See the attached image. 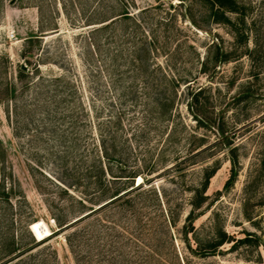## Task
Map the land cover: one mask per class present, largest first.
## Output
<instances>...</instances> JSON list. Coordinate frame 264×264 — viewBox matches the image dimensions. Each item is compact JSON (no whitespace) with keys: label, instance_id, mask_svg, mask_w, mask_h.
I'll list each match as a JSON object with an SVG mask.
<instances>
[{"label":"rangeland","instance_id":"1","mask_svg":"<svg viewBox=\"0 0 264 264\" xmlns=\"http://www.w3.org/2000/svg\"><path fill=\"white\" fill-rule=\"evenodd\" d=\"M72 2L0 0V76L20 86L25 39L39 33L41 20L54 23L47 28L56 25L60 30L42 39L48 62L41 64V72L59 73L57 61L84 73L86 43L79 34L89 26ZM136 2L138 7L153 6L151 34L161 47L156 61L183 79L173 118L159 142L162 147L171 133L166 159L159 160L158 172L135 177L142 191L51 235L61 228L54 214L74 219L83 210L77 201L83 182L76 181L85 169L91 128L81 127L74 140L38 111L23 116L24 127L16 131L13 110L8 112L0 100V181L7 178L13 189L9 210L16 219L14 231L20 236V219L26 218L30 233L23 235L25 240L34 237L41 246H52L61 264H76L66 240L76 228L99 235L96 264H264V0H236V10L228 11L225 20L208 0ZM186 79H194L189 87ZM201 142L211 145L208 151L165 170L176 154L184 157ZM130 152L141 157L136 144ZM206 168L215 173L194 206L192 198L201 189ZM192 211L196 232L188 233L184 226L189 227ZM216 221L237 237L254 234L259 244L232 248L227 243L216 255L201 256L196 237H210Z\"/></svg>","mask_w":264,"mask_h":264},{"label":"trees","instance_id":"2","mask_svg":"<svg viewBox=\"0 0 264 264\" xmlns=\"http://www.w3.org/2000/svg\"><path fill=\"white\" fill-rule=\"evenodd\" d=\"M8 1L14 4L19 0ZM72 1L73 10L89 26L88 31L79 34L86 43L84 73L74 70L72 64L69 68L57 61L54 63L60 67L59 73L41 72V64L48 62L45 52L47 43L43 44L42 39L44 35L60 32L56 25L47 28L54 23L45 24V20H41L39 33L25 39L22 56L26 64L18 69L20 86L0 76V100L8 105V112L10 108L13 110L16 131L24 127L21 124L23 116L38 111L53 120V126L58 130L67 132L69 136L71 134L70 138L74 140L81 127L91 128L90 147L84 156L85 169L76 181L83 182L80 190L82 196H77L83 210L74 219L54 214L55 222L61 228L51 235L68 230L122 198H130L134 192L143 190L142 183L135 185V177L145 175V171L158 172L159 160L166 159L173 141L171 133L164 139L162 147L159 142L173 118L183 80L171 76L156 61L155 53L161 47L158 46L157 36L151 34L150 12L153 6L138 7L136 0ZM208 1L217 6V13L224 20L227 19L226 13L236 10L237 6L236 0ZM49 29L52 31L47 32ZM36 49L38 51L35 53ZM32 62L34 67L31 69L29 66ZM186 80L189 83L194 79ZM203 90L201 88L195 95ZM134 144L140 150L141 157H134L130 152ZM210 146L201 142L184 157L176 154L174 163L165 166V170L175 169L184 160L205 153ZM3 158L0 153L1 163L4 162ZM207 169L200 183L201 189H195L192 198L194 206H198L204 198L202 192L207 191L215 173V170ZM148 180L144 176V181ZM70 185L76 188L75 183ZM12 193L7 178L1 179L0 264H61L52 246H41L42 242L34 237L30 241L25 240L23 235L30 233L26 218L20 219V236L14 231L16 219L9 210L14 205ZM103 203L106 204L98 208ZM189 215V227L186 224L184 227L188 233H195L193 211ZM170 221L173 222L171 217ZM99 239V235L89 234L86 228H76L67 233L66 240L76 264H96L99 261V253H94ZM196 242L197 253L204 257L216 255L227 243H232L234 248L246 242L259 244V239L250 233L237 237L235 233L230 234L220 221H216L211 236L204 241L196 237Z\"/></svg>","mask_w":264,"mask_h":264},{"label":"water","instance_id":"3","mask_svg":"<svg viewBox=\"0 0 264 264\" xmlns=\"http://www.w3.org/2000/svg\"><path fill=\"white\" fill-rule=\"evenodd\" d=\"M111 200H112V199H111ZM111 200H110V201H111ZM108 202H109V201H108ZM106 203H107V202H106ZM106 203H103L102 205L98 206V208L101 207V206H103V205L106 204ZM87 214H89V213H86V215H87ZM84 216H85V215H84ZM30 228H31V230H33L31 225H30Z\"/></svg>","mask_w":264,"mask_h":264}]
</instances>
